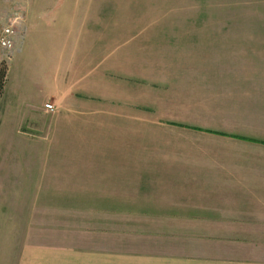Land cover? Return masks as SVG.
<instances>
[{"label":"crops","instance_id":"obj_1","mask_svg":"<svg viewBox=\"0 0 264 264\" xmlns=\"http://www.w3.org/2000/svg\"><path fill=\"white\" fill-rule=\"evenodd\" d=\"M92 1L55 17L65 54L31 121H64L70 144L23 169L40 195L16 264H264V0H129L120 25L105 7L119 41L95 39ZM80 80L119 82L115 136L81 135L106 132L92 101L118 98Z\"/></svg>","mask_w":264,"mask_h":264},{"label":"rangeland","instance_id":"obj_2","mask_svg":"<svg viewBox=\"0 0 264 264\" xmlns=\"http://www.w3.org/2000/svg\"><path fill=\"white\" fill-rule=\"evenodd\" d=\"M72 1L0 0V26L10 25L14 33L12 48L10 50L0 48V66H5L7 69L6 84L0 99V264H16L22 242L26 205L40 195L34 191L36 185L32 183L33 179L38 180V176L36 173L29 175V169L25 171L23 169L27 168L28 164H32L35 168L32 170L34 174L33 172L42 167L43 162L30 157H39L48 149L58 146L57 143H63L60 147L63 150H69L67 147L70 143L67 142H70L68 138L70 133L64 126V121L56 125L50 120L49 126L47 119L41 117L42 119H38L39 122H33L31 117L35 115V110L41 108L47 95L55 89L52 76L57 58H60L61 50H63L60 43L65 39L66 30H69L65 29V18L63 22H55V17L57 13L60 15L61 9L63 11L66 8L70 11ZM79 1L82 3L81 0ZM131 1L133 10L143 6L141 0ZM92 2L95 9V39L119 41L120 36L114 31L112 32L114 34L105 32L104 27L112 25L104 21L102 14H110L108 10H104L105 7H110L112 8L110 23L126 24L127 22L117 20L120 15L118 16L116 11H118L117 8L129 11L130 7L128 8L127 5L129 0H94ZM114 2L115 5H113ZM133 22L135 24L136 21L133 20ZM105 50L102 47L94 49V65L103 57ZM63 52L65 54L64 50ZM75 82H79L80 89L86 88L85 90L91 93L118 98L111 101L106 99L92 101L94 105L91 104V106L97 112L95 119L102 122L98 123L99 125L105 124L106 132L98 133L87 128L81 131V135L115 136V130L112 131L106 127L113 125L118 131L119 119L122 120L123 116L128 119L130 116L127 112H121L123 100H120L118 96H109L111 89L115 91L118 88L115 84L119 82L111 83L102 80ZM150 82L153 81H134L144 87V91L147 90L144 95L148 93L153 95L151 91L148 92ZM145 98L149 100L151 96H145ZM49 104L53 102L50 101ZM52 109L54 110L53 107ZM53 110L49 113H53ZM141 112V119L150 118L148 111ZM27 123L29 125H26Z\"/></svg>","mask_w":264,"mask_h":264},{"label":"built area","instance_id":"obj_3","mask_svg":"<svg viewBox=\"0 0 264 264\" xmlns=\"http://www.w3.org/2000/svg\"><path fill=\"white\" fill-rule=\"evenodd\" d=\"M13 29L10 25H6L4 27L0 26V48L5 50H10L12 48V37H13ZM45 109L48 111H52V106L49 104L45 105Z\"/></svg>","mask_w":264,"mask_h":264},{"label":"trees","instance_id":"obj_4","mask_svg":"<svg viewBox=\"0 0 264 264\" xmlns=\"http://www.w3.org/2000/svg\"><path fill=\"white\" fill-rule=\"evenodd\" d=\"M6 75H7V69L5 66H0V99L4 92V87L6 84Z\"/></svg>","mask_w":264,"mask_h":264}]
</instances>
